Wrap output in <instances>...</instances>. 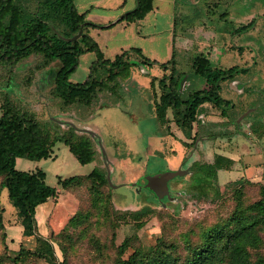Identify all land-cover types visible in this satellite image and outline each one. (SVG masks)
I'll return each instance as SVG.
<instances>
[{
	"label": "trees",
	"instance_id": "obj_1",
	"mask_svg": "<svg viewBox=\"0 0 264 264\" xmlns=\"http://www.w3.org/2000/svg\"><path fill=\"white\" fill-rule=\"evenodd\" d=\"M136 1L135 8L126 12L121 20L138 21L153 9L154 0ZM93 26L96 25L86 21L85 14L79 12L74 0H0V68L10 70L11 66L34 57V64L28 68L31 72L28 77L33 79L36 71L59 61L60 67L56 70L50 89L56 112L71 113L75 110L77 113H85L87 118L106 97H112L115 103L125 101L122 82L131 77L134 67L158 62L144 56L140 48L125 50L114 59L105 58L99 44L89 34V28ZM249 26L245 25L241 30H247ZM80 30L82 33L77 39H68ZM87 52H94L96 55L87 77L83 82L69 80L79 66L80 55ZM158 64L165 71L171 69L169 74H164L161 78L149 74L152 87L158 81L161 88L160 96L155 100V119L161 132L170 134L171 119L168 115L171 112L175 124L187 137L193 138L194 124L199 128L202 126L200 115L206 104L228 118V124L241 127L242 122L238 123L237 117L243 111L231 115L234 104L222 95V89L224 82L234 80L245 73L246 69L238 66L220 68L209 57L198 55L191 68L196 76L204 79V86L181 91L180 80L185 72L178 70L174 56L168 62ZM56 118L60 119L57 115ZM199 135L200 129L194 135V140ZM209 135L211 139L215 138L214 133ZM58 141L64 142L82 164L94 161L99 152L96 140L87 132L55 120L48 119L42 123L34 115L12 107L8 101L2 104L0 193L7 191L26 230H32L37 207L57 196L59 190L46 182V172L42 169H18L17 159H47ZM229 162L230 158L220 153H215L211 162L194 161L190 166L193 190L204 195L207 189L214 187L219 170ZM58 183L63 189L89 184L93 207L103 210L112 222L118 214H121L120 218L130 217L133 221L140 222L153 211L152 206L147 204L136 210L116 208L103 161L95 165L89 174L66 178L60 176ZM245 184L246 182L232 190L236 204L228 217L205 229L199 244L191 247L189 237L187 246L190 253L185 259L182 260L176 253V244L166 242L164 245H156L147 253L135 252L128 260L118 259L116 264H264V257L258 252L257 259L252 260V250H258L263 245L261 231L264 229V184H260L259 197L252 202L245 201ZM104 187H108L109 191H104ZM216 190V196H220L219 189ZM3 213L4 207L0 202V228H4ZM87 215L88 212L86 214L79 211L70 219L69 226L77 228L86 222ZM66 229L60 233L63 240H54L64 255L60 264H68V255L74 246L73 234ZM115 235L114 230L113 239ZM129 245L130 241L125 239L119 245L118 253L122 255ZM31 256L44 257L49 263L57 264L54 246L47 241H39L35 249L21 245L10 262L22 264Z\"/></svg>",
	"mask_w": 264,
	"mask_h": 264
},
{
	"label": "rangeland",
	"instance_id": "obj_2",
	"mask_svg": "<svg viewBox=\"0 0 264 264\" xmlns=\"http://www.w3.org/2000/svg\"><path fill=\"white\" fill-rule=\"evenodd\" d=\"M221 1V5L218 6L213 15L218 17L219 14L228 11L231 17L227 21L218 19L210 21L207 25L209 33L212 36L217 33L220 45L223 43L237 45L239 44L237 43L239 33L243 32L242 37L245 39L250 40L252 38L246 29L239 31L238 34H236L235 29H238L239 25L254 27L253 51L254 55L257 56L258 63L248 74L238 75L249 86L254 85L251 90H246L249 95L231 94L235 101H232L234 109L231 111V115L234 116L243 111L237 117L238 121L242 114L248 112L240 121L242 122L241 127L237 128L234 124L224 126V122L220 120H226L225 117L220 114L219 110L211 109L216 113L214 119L216 125L213 127L215 138L201 140L198 137L195 140L199 143L198 147L189 157L190 159L188 158L189 161L187 160L190 165L194 160L212 161L217 152L226 156L229 155L230 162L219 170L218 180L214 187L207 189L205 194L201 195L193 190L194 182L191 173L183 178L177 176L172 180L174 199L172 202H167L166 205L160 203L159 197L149 187L141 183L145 182L146 177L161 174L168 169L166 158L169 155V151H167L168 139L164 138L166 133L161 134L163 136H161L160 144L163 147L162 152L154 153L150 148L148 149L150 140H153L151 133L154 129L158 130L156 119L152 117L153 111L147 107L145 109L146 118H143L144 113L136 108L127 114L124 111L128 110L125 99V101L120 102L118 109L110 108L109 110L120 112L121 116H128L132 127L138 126L143 129L144 134L141 139L131 140L134 143H129V148L132 145L135 150L131 151L128 157L125 155L124 158H119L120 164L123 163V160L127 162V168L121 167L117 177L111 174L113 183H125L126 185L119 188L110 186V193L114 206L120 210H136L147 204L152 206L153 211L142 218L140 222H135L130 217L120 218L121 214H118V217L115 216V220L112 222L109 221L108 215L103 210L93 207L89 184L63 189L58 183L60 176L66 178L89 174L95 165L101 164L104 160L96 139L99 152L96 154L95 160L87 164L80 163L69 147L64 142L58 141L53 146L51 156L47 159L30 160L22 157L17 159L18 169L25 171L42 169L46 172V182L59 190L57 196L49 198L47 202L37 207L32 230H26L25 225L20 222L16 207H14L7 191L4 190L0 193V202L4 207V228H0V264H12L10 259L17 254L21 245L28 249H35L39 241H47L54 246L57 264H60L64 260V255L54 240L56 238L63 240L60 233L67 227L66 230L73 234L72 240L74 241V246L68 255V264H116L118 259L128 260L135 252L147 253L156 245L161 243L164 245L166 242L167 244L171 242L176 244L175 251L183 260L190 253L187 246L189 245L187 243L189 237L192 243L191 247L199 244L202 241L201 234L205 229L231 214L236 204V199L232 194L235 187L246 182L244 188L245 201L252 202L258 199L260 184H264V136L261 135L264 131V125L260 127L252 125L254 128H250L249 124L253 120L251 118L253 114H257L260 119L264 118V77L261 76L262 72L259 69L264 67V0ZM195 57L192 58L191 62L182 64V71L178 69L188 74L187 79L192 82L189 87L190 90L204 86V79L196 76L191 68ZM31 58L25 63L11 66L10 70L0 68V114L2 104L8 101L12 107L28 112L45 123L51 117H56L63 112H56L54 98L50 96V83L41 80L36 74L33 79L28 77L31 75L28 68L35 62V58ZM87 62L84 60L83 65L76 69L69 80L82 82L86 73L84 66ZM244 69L247 70V68ZM133 72L142 74L140 64L134 67ZM149 73L143 75L148 76ZM223 95L227 98L230 97L229 93L223 92ZM244 95L256 98L258 102L245 106L246 101L242 102ZM107 100L109 103L114 102L113 99L107 98ZM257 103L260 106L254 109ZM131 113L132 115H130ZM71 114H74L79 120L88 118L85 117V113H77L75 110ZM106 121V117L104 119L98 118L94 123L100 131L107 153L114 157H116L115 153H126L128 151L127 143L126 140H123L118 130L119 127L116 128ZM175 127L176 125L172 124L171 140L176 139L178 135L183 137L182 133L178 132ZM191 142L187 143L188 147L184 146L186 150L192 149ZM165 152L167 156L163 154ZM109 166L112 171L111 163ZM137 181H141L139 186L131 185L132 182ZM216 189H219L220 196H216ZM104 191L108 192L109 188L104 187ZM79 211L86 214L88 212L87 220L74 229L73 226H69V221ZM114 230L116 235L113 239ZM261 235L263 245L258 250H252L253 261L257 259L258 254L256 252L264 257V229L261 231ZM125 239L130 241V245L121 255L118 253V247ZM22 264L51 263L44 257L31 256L28 261Z\"/></svg>",
	"mask_w": 264,
	"mask_h": 264
},
{
	"label": "crops",
	"instance_id": "obj_3",
	"mask_svg": "<svg viewBox=\"0 0 264 264\" xmlns=\"http://www.w3.org/2000/svg\"><path fill=\"white\" fill-rule=\"evenodd\" d=\"M74 1L79 12L85 14L86 21L96 25L89 28V34L94 40L97 41L100 48L104 52L105 58L107 59H114L116 55L121 54L125 50H129L131 48H140L144 56L158 63L168 62L174 56L176 67L179 70H181L182 64L184 62H191L192 58L198 54L206 55L211 59L215 66L220 68H229L232 66L247 68L244 74H248L256 65V63H258L256 60L257 56L254 55L253 51L254 27L250 26L249 29L246 30L252 38L250 40L248 38L245 39L242 37L243 32L238 34V32L241 31L240 28L243 27V25H239L238 29H235L236 34L239 35V41L237 42L239 44L237 45H227L226 43L220 45L218 43L217 33H215L214 36L209 33V27L207 25L210 21L213 19L227 21L229 17H231L228 11L219 14L218 17L213 15L218 6L221 5V0H154L153 9L143 19L135 22H127L126 20L121 19L126 12L135 8L137 3L136 0ZM95 59L96 55L94 52H87L80 55L78 67L83 65L82 62L84 60L85 62L88 61L84 66L86 73L84 75L83 81L87 77L90 71V66ZM158 63L152 65L140 64L142 74H137L132 71L131 77L122 82V88L123 92L125 93L128 107V110L126 109L124 111L127 114L133 112L132 109L136 108L143 112L144 116L142 117L146 118L147 116L145 114V109L149 107L152 109L154 114L152 117L155 119V100L160 96L158 81H156L155 86L152 87L151 78L143 74H148L151 72L149 73L150 75L161 78L164 74L170 73V68L165 71L164 68H162ZM50 67H56L58 69L60 67V63L55 61L50 66L36 71L37 77H40L41 79V75H43L44 72ZM259 69L262 72L261 76L264 77V67H260ZM184 75L188 77L186 72ZM234 80L237 82H234ZM234 80L223 83L222 95L223 92L229 93L230 97L225 98L232 101H234L231 97V94L233 93H238L239 95H249L246 93V90H251L252 86L254 85L249 86L238 76ZM52 82L53 80L50 82V85ZM186 83L187 85L190 83L188 79H186ZM242 83L243 86L240 87V84ZM246 95H244L245 97L242 98V102L246 101L245 106L255 104L257 99L250 98V96L247 97ZM107 98L112 99V97H106V99L101 101V104L99 105V107L101 106L103 108L101 114L96 116L93 122L80 125V127L90 128L100 135V131L97 129L94 121L98 118L104 119L106 117V123L109 122L116 128L119 127L118 130L123 140H126L128 145L129 143H134V141H131L132 139H141L144 134L143 129H140L138 126L132 127V123L128 116H121L120 112L109 110L110 108L118 109V107H120V103L113 105L109 103ZM258 106H260L259 103L255 105L254 109H256ZM211 109L215 110V108L208 104L204 106V111L200 115L202 126L199 128L195 124L192 133L193 138L190 140L189 138H186L184 132L179 129V127L172 120V113L169 112L168 116L171 119L170 126L172 127V124H175V129H177V131L183 135V137L178 135V137L173 140L170 138L172 137L170 136L171 134L164 135V138L168 139V144L170 145L169 147L167 144V151H169V155L167 156L166 152L165 154L167 156L166 158L168 162H170L171 168H176L178 165H173L181 162V159L186 152L183 142L194 141V135L196 134L197 130L200 129L199 137L201 140L202 137L203 140L210 139L208 136H210L209 134L211 132L214 133L213 127L216 125L214 122L216 113ZM63 114L75 116L71 113ZM130 115H132V113ZM213 115L215 116L213 117ZM89 118L90 116L85 120H88ZM251 118L253 120L249 124L250 128L255 125H257V127L264 125V118L260 119L257 114H253ZM63 119L71 120L67 117H64ZM225 119L226 120H220L225 122L224 126L231 125L228 124V118ZM170 130L172 132V128ZM151 135L153 140H150V142L153 146V151L160 150L162 152L163 147H161L159 144H155L156 141H154L156 139L161 144V133L154 129ZM157 137H159V139ZM198 144L199 143L197 141L196 146ZM133 148L134 147L130 145V149L126 152L127 157L129 156V153L131 154V151L135 150ZM109 157L115 164L118 175L120 173L119 170H121L123 167V169L127 168V162L125 160H123V163L120 164L117 157L111 155H109ZM227 157L229 158V155H227ZM113 166L114 165H112V168Z\"/></svg>",
	"mask_w": 264,
	"mask_h": 264
},
{
	"label": "water",
	"instance_id": "obj_4",
	"mask_svg": "<svg viewBox=\"0 0 264 264\" xmlns=\"http://www.w3.org/2000/svg\"><path fill=\"white\" fill-rule=\"evenodd\" d=\"M81 33H82V30H80L78 32V34H76V35H74V36H72V37H70L68 39L69 40L77 39L81 35ZM56 70H57L56 67L48 68L44 72L41 80L45 81L46 83H50L52 81V79H54V77L56 75ZM46 73H47V75H45ZM186 79H187V76L183 75V77L180 80V85H179L180 90L184 89V85H185ZM234 82H237V81L234 80ZM242 86H243V83L240 84V87H242ZM102 109L103 108L101 106L98 107L97 110L93 113V115H91L88 120H84V121L83 120H79L75 116L65 115V114H58L57 116L60 119H58L56 117H51L50 120H55V121H57V122H59L61 124L72 125V126L76 127L80 131H84V132H87V133L91 134L92 137L97 140L98 145L100 147L104 163H105V165L107 167V178H108V181L110 183V186L113 187V188H119V187H121L123 185H126V184L125 183H119V184L113 183L111 174L113 176L117 177V175H118L117 174V169L115 167V164L113 163V161L109 157V155H108V153H107V151L105 149V146L103 145L101 136L97 132H95L94 130H92L90 128L80 127V125L88 124V123L93 122L94 118L101 114ZM246 114H248V112H245L244 114H242V116L238 119L237 122H240L241 119ZM64 117L70 118L71 120L63 119ZM109 163L114 165L113 168H112V171L110 169ZM185 174H187V169H182L181 167H179L176 170H173V169L172 170H167L166 172H164V173H162L160 175H151L149 177H146L144 183H141V181H137V182H132L131 185L139 186L140 183L142 185L144 184L146 187H149L150 189H152L154 191V193L159 197V199H161L164 194H167L168 196H170V194H171L170 190L167 187L168 181L171 180V179L176 178L177 176H183Z\"/></svg>",
	"mask_w": 264,
	"mask_h": 264
},
{
	"label": "flooded vegetation",
	"instance_id": "obj_5",
	"mask_svg": "<svg viewBox=\"0 0 264 264\" xmlns=\"http://www.w3.org/2000/svg\"><path fill=\"white\" fill-rule=\"evenodd\" d=\"M149 76V75H148ZM151 76H153V75H151ZM150 77V76H149ZM189 77V76H188ZM151 78V77H150ZM189 80V79H188ZM190 81V80H189ZM191 83L192 82H190L188 85H187V83H186V81H185V85H184V89L183 90H181V91H184L185 89H187V88H189L190 86H191ZM160 89V92H161V88H159ZM113 105L114 104H116L115 102H111ZM201 118V117H200ZM196 124V123H195ZM195 124H194V127H195ZM197 125V124H196ZM157 129H158V127H157ZM180 129V128H179ZM194 130V129H193ZM158 131L161 133V134H163L164 132H161L159 129H158ZM170 134H171V130H170ZM185 134V133H184ZM166 135H169L168 133H166ZM158 136V135H157ZM186 136V135H185ZM158 139H159V137H157ZM186 138H189V137H187L186 136ZM190 139V138H189ZM202 139H203V137H202ZM196 140V139H195ZM195 140L194 141H192L191 143H192V149H190V150H186L185 149V155H183V157H182V159H181V162L178 164V166H176V168H171V166H170V162H168V160H167V167H168V169L167 170H176V169H178L179 167H181L182 169H187V174H189V173H191L190 172V166H191V164L195 161H193L190 165L187 163V160L189 161V157L194 153V151H195V149L198 147V145L196 146V142H195ZM154 141H156V143L155 144H159L160 145V143H159V141H157L156 139L154 140ZM126 143H127V141H125ZM187 143H189V142H183V146H186V147H188L189 145L187 144ZM196 147V148H195ZM147 148L149 149L150 148V150H152L153 151V146L151 145V142L148 144V146H147ZM185 148V147H184ZM127 149L129 150L130 148H129V145H128V143H127ZM117 150V149H116ZM118 151V150H117ZM127 151V150H126ZM160 150H155V151H153L154 153H156V152H159ZM161 152V151H160ZM163 154H165V153H163ZM115 155H116V157L119 159V158H124L123 156H125L126 155V153H124V154H122L121 152H119V153H115ZM166 155V154H165ZM127 157V156H126ZM125 157V158H126ZM189 158V159H188ZM106 166V165H105ZM107 168V167H106ZM166 170V171H167ZM165 171V172H166ZM162 173H164V172H162ZM161 173V174H162ZM187 174H185V175H183V176H181V178H183L184 176H186ZM158 175H160V174H158ZM144 177V176H143ZM173 179H171V180H169L168 181V184H167V187H168V189L170 190V192H171V194H170V196H168L167 194H164L163 196H162V198L161 199H158L159 201H160V203H162V204H167V202H172V199H174V190H173V186H172V181ZM176 181V180H175ZM152 190V189H151ZM152 192H154L153 190H152Z\"/></svg>",
	"mask_w": 264,
	"mask_h": 264
}]
</instances>
